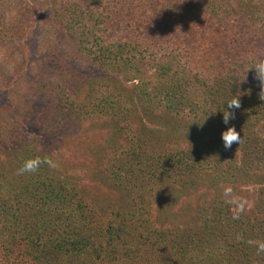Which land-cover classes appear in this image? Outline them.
Returning <instances> with one entry per match:
<instances>
[{
	"label": "trees",
	"instance_id": "obj_1",
	"mask_svg": "<svg viewBox=\"0 0 264 264\" xmlns=\"http://www.w3.org/2000/svg\"><path fill=\"white\" fill-rule=\"evenodd\" d=\"M110 7L116 11L102 0H71L54 10L53 30L77 61L133 83L96 80L89 114L110 149L125 136L120 168L96 173L121 193L118 207L86 202L77 180L58 168L64 162L0 117V264H264V212L215 200L191 219L181 214L192 196L264 177V94L246 71L264 59V0ZM5 30L0 17V43ZM233 96L240 107L225 125L223 104ZM63 110L50 114L56 126ZM145 121L157 128L129 135ZM229 126L242 142L225 149L220 134ZM152 135L159 152L146 150ZM37 158L36 171L20 172Z\"/></svg>",
	"mask_w": 264,
	"mask_h": 264
},
{
	"label": "rangeland",
	"instance_id": "obj_2",
	"mask_svg": "<svg viewBox=\"0 0 264 264\" xmlns=\"http://www.w3.org/2000/svg\"><path fill=\"white\" fill-rule=\"evenodd\" d=\"M70 1L0 0V17L6 28L5 41L0 43V117L9 130L19 124L23 133L19 137H25L28 131L29 142L47 148L54 161L64 162L58 168L77 180L86 202L118 207L121 193L107 190L96 173L120 168L117 155L128 147L123 140L125 136L110 149L103 143L106 130L94 126L96 120L89 114L95 109L92 102L97 92L96 80L108 77L113 82L123 81L126 87L133 83L124 82L119 73H105L90 63H81L67 51L59 34L53 30V14L56 8ZM113 4L118 6L119 0H102L105 8L116 11L110 7ZM106 83L110 85L109 81ZM57 106L64 110L62 119L59 112L56 126L50 114L55 115ZM76 113L85 116L78 119ZM47 121L51 124L49 129H45ZM145 124L153 130L157 128L149 121L136 122L135 131L129 135L139 137ZM153 136L146 150L159 152L157 148L161 144L156 143ZM175 146L168 144L170 149ZM99 148H104V152H98ZM228 188L231 192L226 194ZM215 200H229L235 212H264V177L248 184L239 183L237 187H221L205 197L192 196L183 208L182 203L175 207L176 210L182 208L181 214L191 219Z\"/></svg>",
	"mask_w": 264,
	"mask_h": 264
},
{
	"label": "clouds",
	"instance_id": "obj_3",
	"mask_svg": "<svg viewBox=\"0 0 264 264\" xmlns=\"http://www.w3.org/2000/svg\"><path fill=\"white\" fill-rule=\"evenodd\" d=\"M253 69L255 72V78L260 81L261 91L260 94H264V59L257 60L253 66L246 69ZM245 79V78H244ZM243 79V80H244ZM241 80V81H243ZM223 105H227L229 110H225L222 112V122L225 125L229 124L230 119H234V112L230 111L232 109H238L240 107V102L237 96H233L230 99L226 100ZM207 117V116H206ZM205 117V118H206ZM221 140L223 143V147L225 149H229L232 144L235 142L238 145L242 142L241 135L237 133L234 127H227L226 130L221 132ZM45 163H49L51 165V161H44ZM42 161L40 159H31L24 162L20 172H34L40 166ZM231 192V189H225V193L228 194ZM258 251L264 252V244H260L258 246Z\"/></svg>",
	"mask_w": 264,
	"mask_h": 264
}]
</instances>
